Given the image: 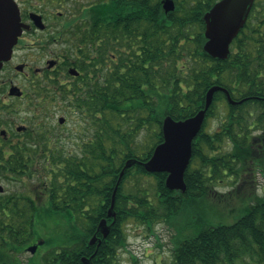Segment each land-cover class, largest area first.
I'll use <instances>...</instances> for the list:
<instances>
[{
  "label": "trees",
  "instance_id": "trees-1",
  "mask_svg": "<svg viewBox=\"0 0 264 264\" xmlns=\"http://www.w3.org/2000/svg\"><path fill=\"white\" fill-rule=\"evenodd\" d=\"M162 1L110 0L92 11L99 31L95 40L101 50L106 44L109 65L104 80L96 78L89 87V98L75 102L93 135L78 154L61 152L56 166H43V172L40 166L28 168L36 170L40 186L24 183V190L14 192L12 229H1L0 223L3 264H20L18 256L38 242L39 251L27 264H85L83 258L120 264L129 223L147 231L159 224L178 230L172 259L164 264H264V193L257 192L258 175H264V0L256 1L226 60L204 50V16L219 0H174L169 13ZM214 86L242 103L231 105L224 92H216L193 142L187 192L169 190L167 173L150 174L135 164L125 170L116 219L104 238L99 224L114 220L108 210L126 163L147 162L164 141V119L195 116ZM210 119L219 120L214 131L206 130ZM10 168L7 178L22 177ZM126 180H144V187L127 191ZM225 180L237 187L222 194L216 188ZM242 188L240 217L233 223L216 220L214 212L221 204L230 206ZM33 189L39 192L37 203L28 195ZM6 217L2 212L4 224ZM95 235L101 244H90Z\"/></svg>",
  "mask_w": 264,
  "mask_h": 264
},
{
  "label": "flooded vegetation",
  "instance_id": "flooded-vegetation-1",
  "mask_svg": "<svg viewBox=\"0 0 264 264\" xmlns=\"http://www.w3.org/2000/svg\"><path fill=\"white\" fill-rule=\"evenodd\" d=\"M12 1L19 8L22 34L0 69V217L7 214L6 223H0L9 230L15 191L5 182L32 187L29 180L36 170L28 168L61 162L67 141L62 113L80 110L75 98H89L93 81L104 80L107 47L101 50L95 40L99 31L93 28L91 13L110 0ZM14 166L21 178H7ZM28 195L38 202L39 192L33 189ZM39 243L31 256L38 253ZM28 252L18 256L20 264H27L29 258L23 256Z\"/></svg>",
  "mask_w": 264,
  "mask_h": 264
},
{
  "label": "water",
  "instance_id": "water-1",
  "mask_svg": "<svg viewBox=\"0 0 264 264\" xmlns=\"http://www.w3.org/2000/svg\"><path fill=\"white\" fill-rule=\"evenodd\" d=\"M257 0H219L210 11L204 16L205 52L214 59L226 60L230 56L231 46L239 36L241 30L247 24L252 9ZM163 9L166 13L173 12L176 8L174 0H163ZM22 34L19 8L12 0H0V69L5 61L11 58L14 45ZM222 91L227 96V101L231 105L241 104L242 101L232 99L230 92L221 86L212 87L206 95L205 108L195 116L175 120L167 116L162 125L164 141L156 146L153 155L147 162L139 160H129L120 173L113 196L112 204L108 210V217L113 218V222L108 224L106 219L99 224L98 232L106 238L111 226L115 222L116 213L114 211L116 194L123 179L125 170L141 164L150 173H167L166 186L171 191L186 193L188 186L185 182V174L189 168L193 155V142L204 127L207 112L214 102L216 92ZM63 121V119H62ZM0 190L4 188L0 186ZM101 239L97 235L90 240L91 245H95ZM42 244V243H41ZM33 254L37 246L28 249ZM85 264H91V259L85 260Z\"/></svg>",
  "mask_w": 264,
  "mask_h": 264
},
{
  "label": "rangeland",
  "instance_id": "rangeland-1",
  "mask_svg": "<svg viewBox=\"0 0 264 264\" xmlns=\"http://www.w3.org/2000/svg\"><path fill=\"white\" fill-rule=\"evenodd\" d=\"M79 112L80 110H76L75 112H71L69 114L62 113V116L67 120L66 125L62 129L63 135L67 138V141L62 144V147L65 148L64 150H62V152L67 154H78L80 152L81 145L84 144V142L93 135L91 124L88 123L89 121H87ZM218 121V119H210L206 124V130H216L219 125ZM141 140L144 141L143 136L139 138V141ZM43 166L44 165L40 166L41 168H39L41 172H43ZM34 179L35 180L29 182L30 185L40 186L36 176ZM143 182L144 180H141L139 182H137L136 180H126L125 190H134L135 187H133V185H135L137 188H142L144 187L142 185ZM6 184H8V190H24L22 184H10L8 182H5V185ZM257 185V192L258 194L262 195L264 193V175H258ZM236 187L237 186H233L232 184H230V182L225 180L223 183H220L216 189L219 193L226 194L236 189ZM245 192L246 191L242 188L240 194L235 193L233 196L235 197V199L230 204V206L234 207L238 213H232L233 208L229 209L228 207L230 206L221 204L219 209L216 210L214 214L213 212H211V214H213V217L216 220L223 221L225 223H233L241 215L238 209H242L244 207V205L242 204V198L244 197L243 194ZM237 196H239V198H236ZM127 232L128 248L121 251L120 264H134L132 257L138 259L137 264H164L172 259V249L174 241L173 239L178 234V230L175 227L166 224H159L153 229V231H147L145 227L141 225H137L136 223H129L127 226ZM23 257L26 261L29 257H31V253L28 252Z\"/></svg>",
  "mask_w": 264,
  "mask_h": 264
}]
</instances>
